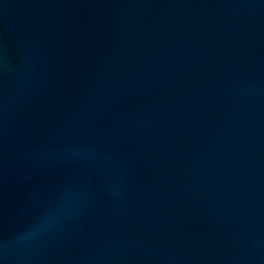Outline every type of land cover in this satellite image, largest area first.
I'll list each match as a JSON object with an SVG mask.
<instances>
[{
	"label": "water",
	"instance_id": "95a60500",
	"mask_svg": "<svg viewBox=\"0 0 264 264\" xmlns=\"http://www.w3.org/2000/svg\"><path fill=\"white\" fill-rule=\"evenodd\" d=\"M0 264H264V0H0Z\"/></svg>",
	"mask_w": 264,
	"mask_h": 264
}]
</instances>
